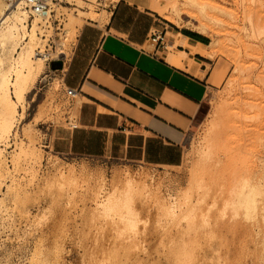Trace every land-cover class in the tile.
Listing matches in <instances>:
<instances>
[{
	"label": "rangeland",
	"instance_id": "rangeland-1",
	"mask_svg": "<svg viewBox=\"0 0 264 264\" xmlns=\"http://www.w3.org/2000/svg\"><path fill=\"white\" fill-rule=\"evenodd\" d=\"M213 1H215L217 4L225 6L231 11L232 15L224 17V23L219 27L220 33L218 34V37L222 39L223 44H220H222L224 47L219 48L220 52L218 51L217 55L213 59L207 58V62L201 61L200 64H203L206 67L203 72H208L210 78H212L211 73L215 67H219L220 72L219 74H216L217 76H214L213 79H207V83L210 86L204 87L205 96L203 105L195 119L196 121L193 123L185 137L183 160L178 166H158L141 162L131 164L127 161L106 162L99 158L91 157L73 158L66 157L65 155L59 154L51 149V145H48L50 129L54 126H70L71 123H75L73 120L75 109L74 107H69L70 100L66 97L64 92L65 88L62 82V69L66 66L68 60L71 57L73 43H75L76 37L72 38V41L70 40L68 43L69 45L66 47L67 54L65 56L63 53H59L58 56L50 55V52L54 51L56 48V39L58 38L56 32L57 30L59 31V29L56 28L62 27V20L66 16L65 11L59 7V5H56L60 8L59 13L62 12V14L59 17H55L51 20V24L53 26L52 33L46 41L48 44L47 48H49L47 50V63L43 69V72L35 83V89L32 90V93H29V103L26 107L25 115L22 119L23 121L18 123L16 127L17 133L19 134L18 136L22 137L23 135L20 133L21 129L18 130V128H21L26 121L31 122L30 124L32 125L34 124L33 132L35 133L37 139L38 149L40 147L39 150L41 152L40 162L35 164L36 167H34V169L36 168L35 180L33 179V184L31 183L28 185L29 187L27 186L28 189L26 188V193L30 192L27 193L29 199L27 197H22L25 200H23L22 203H18L20 208L27 209L29 217H19L20 215L18 214L17 210H14L15 208H13L14 212L10 209L12 206H14L11 205V201H6V203L8 202L6 204L8 207H6L5 212L4 210L2 211L4 213L0 211L2 213H0V219H3L0 220V264H28V257L31 256V252L35 248L34 246L37 239L39 238H41L42 241V250L46 248L45 250L47 256L50 258L52 255V258L55 257V249L57 250V248H59L58 253L61 251L59 255H56L58 257L57 259L54 258V260L51 258L50 264H113V262H109V258L107 259L106 256L112 255V251L114 248H116V246H123L122 248L120 247L121 249H125V247L126 250L129 249V257L131 260L129 258V262L127 264H176L173 262L174 258L172 257L171 259V255L168 252L171 247L176 246L178 249L181 246H178V244L181 242V237L185 238L188 242V246L192 247L195 256L198 255L202 258V264H264V256L259 253V246L261 247L262 245L259 241L264 239V236L260 237L262 233L264 234L263 229V232L259 231L261 229L258 230L260 235L259 232L255 233L258 235H254V232L256 231H252V229L250 230V228L247 227L248 224L246 223V226L244 221H242L243 223L241 221L237 223H240V225H235V222L239 220L236 219L233 223L230 221V218L225 215L226 217L223 220H225L224 223L227 224L224 226L222 223L223 221L217 219L218 217L216 215L221 206V197L226 192L225 191L222 193V183L224 180L223 175L219 173H214L213 175L208 174L209 176H204V184L206 183V185H203L204 188H202L205 191H203L202 188H198V190L195 189L197 193H200L199 195H201V201H199V204H197L198 202L196 203L198 207L196 210L197 216L195 219L197 222L196 230H198L199 236L194 238L191 237L192 234H187L181 229L176 228L175 225L170 222L166 223V229H162L161 227L158 229V225L156 224V207L153 205V202L150 204V201L146 203L150 204V206L145 205L147 209L145 208L146 210L143 209L140 211V220L138 221L137 231L138 233L136 237H134L135 239H129L131 237H129L126 233L125 236L127 235L129 238H126L127 236L125 237L124 235L117 236L116 233L113 232V229L110 228V225L107 224L106 220L108 221V219L105 220L102 217H97L98 219H96V217L90 218L91 215L88 207L91 204V200L87 196H82L83 192H75L74 194L76 196H71L69 201H67L65 195H55V185V187H52L51 185V187H49V185H47L49 187V189H47L48 187L43 184V179L45 176L54 174L57 168L61 167L62 169H66L72 164L75 168L77 167V171L85 170L84 172L89 174L92 171V175H96L98 171H101V173L103 172L107 182H109L113 173L123 169H129L132 173L137 174L139 172H144V174L149 173V177L151 176L154 182L160 183V185L162 184L159 186V190L162 195H167L168 192L175 193L182 188L185 189L189 184L188 176H190V168L192 169L193 167L191 163H194L195 161V157H193L195 155L192 151L193 145H195L197 140L203 135L205 131L203 129L206 127L205 125H207L208 121L212 117V111L215 107L214 103L219 100L218 97L221 98L224 97V95L227 98L230 97L228 98L230 102L231 100L236 101L231 103H237L235 106L232 104L233 108H231V110L234 109L235 111L233 112H235V114L237 112V114H231L229 116L230 124L237 123V125H241H239V128H237V125H235L237 129H234L235 132L230 125L228 126L231 128V131L229 129L227 131L228 133L225 134H229L230 131V135H226V137H224L222 144L225 143V145H227L230 143L229 141H231L233 148H230L232 146L229 147V145L224 146V144H221V147L224 146L226 152L224 149H222L224 152H222V150L220 151L223 154L219 153L221 156L219 165H222L220 166L222 168L226 167L228 162L225 160L228 161L229 158L231 159V156L235 158H238L239 156V158H245V161L249 163L251 167L258 168L260 161H264V41L246 36L242 28L244 26H248V22L245 18L246 10L248 8H253L251 7L253 5L255 7V4H252V0ZM150 2L151 0H149V4ZM62 5L67 4L62 3ZM89 6H91L94 11L99 12V14H101V12L104 10L98 9L94 5ZM83 8L86 7L83 6ZM99 14L95 21H91L97 22L99 25H101L105 22V20L101 19ZM105 14L110 15V12L106 11ZM155 16L157 18L159 17L156 19V21H159V28L165 27L166 43L169 42V36L172 32H175L176 29L178 30L184 26L190 27L189 23L186 24L183 22L182 26H177L157 13ZM185 19L186 16H183V20ZM88 23L90 22L85 18L82 26ZM236 36H238L239 40L240 38L241 40H244L247 46L249 43L253 44L250 47L248 46L250 50L249 48L246 49V46L244 47L242 45L244 44L242 41L236 42L239 41L236 39ZM208 37L210 41L211 36L209 34ZM228 39L231 40L228 41ZM253 47L254 49H252ZM165 49L166 51L168 50V48ZM163 52L165 51H162V53ZM229 78L233 79L232 81L234 86H232V90L230 89L228 92L226 87H228L227 81ZM55 79L59 80V83L57 88L53 89L51 87L52 85L50 86V84H52ZM224 90L226 91L223 92ZM246 100L249 102L247 103ZM247 104H252L253 106ZM235 117L237 118V122L232 121L231 123V120ZM228 127L226 128L228 129ZM236 131L239 132L236 134ZM227 139H229L228 143ZM13 147V145L11 147H7V150L9 151ZM235 153H237L238 156L233 155ZM224 154L225 156H223ZM20 172H15V177L17 176L16 178H19L18 180L21 179L20 182L24 184L28 177L25 173L24 176V171L22 172L21 170ZM25 177L26 179L24 180L23 178ZM3 182L4 183L0 188V197L6 191L5 185L9 183L8 178H5ZM44 185L47 188H45ZM51 188L53 189L51 194L55 192V194H53L55 199H53L54 197H50L52 196L50 194ZM206 188L208 189L207 191ZM194 191L192 190L191 194L196 200L199 195H197ZM83 197H85V200ZM50 201L54 203H51ZM21 204H25V208H23V205L21 206ZM210 204L212 206H210ZM48 208H51V210ZM202 212H207L209 222L208 224H204L202 219H200V214ZM41 213H45V219L41 220L42 222H37V217L41 215ZM226 219H228V221H226ZM217 220L220 224V227H216L219 226V224L216 223ZM229 221L232 223V225L236 226L237 229H233L232 227L234 226H229ZM221 223L224 228H221ZM262 225L263 224L260 226L261 228L263 227ZM246 227L248 229L247 233L250 232L249 234H246V230L243 229ZM211 228L214 230L211 236L205 235V231L201 232V229L206 230ZM161 230L163 231V234L161 233ZM255 241H257V244ZM245 247L248 249H246L247 251L245 250ZM45 250H43V252ZM250 251L255 252L251 254L246 253ZM103 257H105V260H103ZM134 257L136 259L138 258L139 261ZM58 259L59 261H57ZM140 260L143 262L140 263ZM196 261L197 258L194 260V262ZM201 262L197 261L196 263L200 264Z\"/></svg>",
	"mask_w": 264,
	"mask_h": 264
},
{
	"label": "bare ground",
	"instance_id": "bare-ground-1",
	"mask_svg": "<svg viewBox=\"0 0 264 264\" xmlns=\"http://www.w3.org/2000/svg\"><path fill=\"white\" fill-rule=\"evenodd\" d=\"M252 1V4H255V7L253 5L251 6L253 8H248L245 12V18L248 22V26H244L242 28L246 36L264 41V0ZM65 3L67 5L59 3L55 4L53 7H50L49 12L46 15H43L41 12H32L30 14L24 7L23 0L15 2L0 0V188L3 185L5 178H8L9 180V183L5 185L6 191L0 197V211L2 212L4 210L5 212L6 207H8L6 204L10 200L11 205H14L12 207L10 206V209L13 210V208H15L14 210H17L20 215L19 217L22 218L29 217V213L27 209L20 208L18 203H22L23 200H25L23 199L24 197L28 198L27 193L30 192L26 193V188L33 182V179L35 180L36 168L34 169V167H36L35 164L40 162L41 152L39 150L40 147L38 149L37 139L35 133L33 132L34 124L32 125L30 124L31 122L26 121L21 128H18V130L21 129L20 133H22V137L18 136L19 134L17 133L16 127L18 123L23 121L22 119L24 118L25 110L29 103V93H32V90L35 89V83L47 63V50L49 48H47L48 44L46 41L52 33L53 26L51 24V20L62 14V12L59 13V7L65 11L66 16L62 20V27L56 28L59 29V31L57 30L56 32L58 36L56 39V48L54 51L50 52V55L58 56L59 53H63L65 56L67 54L66 47L69 45L68 43L70 40L72 41V38L76 37L83 21H85V18L92 22L91 20L95 21L99 14V12L94 11L91 6H89L91 4L85 0H65ZM56 5H59V7ZM83 6L86 8H83ZM151 6L157 14L161 15L163 18L175 25L182 26L183 22L186 24L189 23L191 29L206 35L209 34L211 36L209 43L202 45L189 41L178 30L172 32L169 36V42L166 43V48H168V50L163 54L164 59L171 65L184 68L187 71H191L193 74L198 75V69L193 68L194 63H199L197 59L192 57L195 50H199L203 56L213 59L217 55L219 48L224 47L222 46V39L218 37V34L220 33L219 27L223 25L225 20L224 17L232 15L231 11L225 6L217 4L213 0H168L162 4H152ZM52 10L53 12H51ZM105 13L106 10H103L99 16L101 19L107 21L109 14L107 15ZM183 16H186L185 20H183ZM236 39H238V36H236ZM230 40L231 39H228V41ZM240 41L244 43L241 44L244 47L246 46V49L253 45L247 43L248 47L244 40H241V38L236 42ZM179 44L185 47L188 46L190 48L189 53L185 50L176 48ZM252 49H254V47ZM219 72V67H215L211 73L212 78H209L213 79V77H216V74H219ZM204 76L205 72H201L199 77L202 78ZM57 79L50 84L53 89H56L58 86L59 80ZM232 80V78H229L227 81L228 87L226 88L228 92L231 87L234 86ZM178 84L183 85L180 82ZM183 86L191 93L200 96L201 88L199 84L194 81L188 80V82H186ZM225 91L226 90L223 92ZM228 98L225 95L221 98L218 97L219 100L214 103L215 107L212 111V117L210 120L208 119L209 121L207 120L208 123L205 125V129H203L205 130L203 135L197 140L196 144L193 145L192 151L195 155L193 156L195 157V161L194 163H191L193 167L192 169L190 168L191 171H189V184L186 188L184 187L185 189L182 188L183 190H178L175 193L168 192L167 195H162L159 190V186L162 184L160 185V183L154 182L153 178L151 176L149 177V173L144 174V172H139L137 174L132 173L129 169H123L113 173L110 180L108 179L109 182H107L103 172L101 173V171H98V173L96 172L97 174L95 173L96 175H92V171L90 174L84 172L85 170L77 171V167L75 168L72 164L66 169H62L61 167L57 168L54 174L45 176L43 184L46 186L49 185V187H53L55 185L56 188L54 189H56V194L54 191L53 194L65 195L67 201H69L71 196L73 197V195H75V192H83L82 196H87L91 200V202L89 200L91 204L88 207L91 216H88H90V218L96 217V219L101 217L105 220L108 219V221L106 220L107 224L110 225V228L113 229V232H115L117 236H125L126 233L129 237H131L129 238L126 235V238L135 239L134 237H136L138 233L140 211L143 209L146 210L147 207H145V205L150 206L151 202H153L157 212L156 224L158 225V229L159 227L166 229V223L170 222L173 223L176 228L181 229L187 234H192L191 237L194 238L199 236V232L196 230L197 222L195 217L197 216V204L201 201V195H199L200 193H197L196 190H198V188H202L203 185H206V183L204 184L205 175L219 173L223 175V183L225 182L224 184L222 183V193L226 191V194L224 193L221 197V206L216 215L218 217L217 219L222 220L223 222H221L224 226L227 224L224 223L225 220H223L226 216L230 218V221L233 223L234 220H239L235 222V225L240 221H244L245 224H248V226L247 224L246 226L249 227L250 230L252 229V231H256L254 232V235H258L255 233H258L259 231L263 232L264 230V161L261 160L258 164V168H254L245 161V158L242 159L241 156V158H239L238 154L235 153L233 155H237L238 158L231 156V159L229 158L228 161L224 159L228 162L226 167L222 168L220 167L222 165H219L221 160V156L219 154L221 153L220 151L224 149V146L229 145L230 147L233 145L231 141L227 144L229 140L227 139V145L223 143L224 146L221 147L224 137H226V135H230L231 128L228 126L230 125L233 130H237L235 126L237 125V118L235 117L236 119L234 118L231 120V123L232 121H236L234 122L236 124H230L229 121V116L231 114H235V112H233L235 110H231V108H233L232 104L235 106L237 103H231L234 100L230 99V102ZM248 102L249 101H247V103ZM247 105L253 106L252 104ZM239 125L241 124H238L237 128H239ZM226 127H228V129ZM229 129V134H225L228 133L227 131ZM239 131H236V134ZM12 145L14 147L8 151L7 147H11ZM230 148H233V146ZM224 150L226 152V149ZM222 152L224 151L222 150ZM223 156H225V154ZM21 170L22 172L24 171L23 174L25 173L28 177L24 184L20 182L21 179L18 180L19 178L17 179V176L15 177V172L19 173ZM23 179L25 180L26 177ZM46 186L45 188L48 187ZM49 187L47 189H49ZM52 190V188L51 191L48 190L50 191V194L52 193ZM192 190H195L194 192L199 195L198 197L196 196V200L192 197ZM207 190L208 189L206 188V191ZM203 191L205 190L203 189ZM53 194H51L52 196L50 197H54ZM84 198L85 197H83V199ZM53 199H55V197ZM7 200L8 202L6 203ZM149 201L150 204H146ZM22 205L23 204H21V206ZM24 205L22 206L23 208H25ZM210 206L212 205L210 204ZM48 209L51 210V208ZM207 212H202L200 214V219H202L204 224L209 223ZM38 217L37 222H40L45 219V213H41ZM218 220L215 222L219 224ZM226 221H228V219H226ZM230 221L228 222L229 226H234ZM222 223L221 228H224ZM261 224H263L262 228L260 227ZM237 225H240V223ZM216 227H220V224ZM247 227L243 229L246 230V234H249L250 232L247 233ZM232 228L237 229L236 226ZM204 231L206 232L205 235L211 236L214 230L212 228L206 230L201 229V232ZM161 233L163 234V231ZM263 236L264 234L262 233L260 237ZM181 238V242L178 244V246H181L178 249L176 246L171 247L170 250L168 249L171 259L172 257L174 258L173 262L176 264H197V261L201 262L202 258L198 255H196L198 256L196 257L192 247L188 246L186 239L183 237ZM261 240L262 241H259L260 244H262L261 247L259 246V253L264 256V239ZM41 242V238L37 239L34 246L35 248L32 250L31 256L28 257V264H50V260L53 255L51 258L47 256L45 250L46 248L43 249L45 250L43 252ZM256 242L257 241H255V243ZM120 247L116 246V248L112 251V255L106 256L107 259L109 258V262H113V264H127L129 262V249L126 250V247L125 249H121L123 246L121 248ZM58 249L59 248H57V250L55 249L56 253L54 252V258L56 259L58 258L56 255H59L61 252L60 251L58 253ZM246 249L247 248L245 247V250ZM254 252L255 251H250L246 253L251 254ZM195 257L197 258L196 262H194V260H196ZM104 258L105 257H103V260H105ZM136 260L139 261L138 258ZM57 261H59V259ZM141 262L143 261L140 260V263ZM200 264H202V262Z\"/></svg>",
	"mask_w": 264,
	"mask_h": 264
},
{
	"label": "crops",
	"instance_id": "crops-1",
	"mask_svg": "<svg viewBox=\"0 0 264 264\" xmlns=\"http://www.w3.org/2000/svg\"><path fill=\"white\" fill-rule=\"evenodd\" d=\"M150 4L118 0L102 25L89 21L79 29L62 69L64 88L76 90L69 98L75 126L50 129L48 145L55 152L158 166L183 160L185 137L203 105L204 87L210 86L208 72L199 77L207 57L199 50L192 54L199 61L193 64L198 75L167 62L165 47L148 39L160 26ZM178 31L193 43H209L208 35L191 27ZM176 48L190 51L181 44ZM188 80L199 84L200 96L185 89Z\"/></svg>",
	"mask_w": 264,
	"mask_h": 264
},
{
	"label": "built area",
	"instance_id": "built-area-1",
	"mask_svg": "<svg viewBox=\"0 0 264 264\" xmlns=\"http://www.w3.org/2000/svg\"><path fill=\"white\" fill-rule=\"evenodd\" d=\"M8 2H15L18 0H7ZM24 7L31 14L32 12H41L43 15H46L49 12L50 7H53L55 4H66L65 0H23ZM91 5H94L98 9H104L111 12L114 8V5L118 0H85ZM53 12V10L51 11ZM149 42L154 43L157 46H162L166 48V30L165 27L162 28H153L148 36ZM66 97L69 99L73 97L76 93V90L71 87H66L64 89ZM72 127L75 126V123H71Z\"/></svg>",
	"mask_w": 264,
	"mask_h": 264
}]
</instances>
